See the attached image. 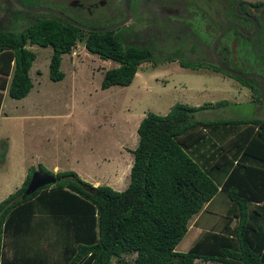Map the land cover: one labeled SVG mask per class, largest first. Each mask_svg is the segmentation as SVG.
Returning <instances> with one entry per match:
<instances>
[{"label": "trees", "instance_id": "trees-1", "mask_svg": "<svg viewBox=\"0 0 264 264\" xmlns=\"http://www.w3.org/2000/svg\"><path fill=\"white\" fill-rule=\"evenodd\" d=\"M6 11L27 24L21 30L0 25V107L3 89L21 98L33 85L29 70L35 52L27 44L52 46L49 76L58 80L64 76L62 54L84 41L88 51L118 63L105 70L102 87L129 84L141 63L156 64L160 57L157 43L137 41L132 27L87 30L52 11L19 6ZM223 72L244 83L253 80ZM221 101L175 102L165 114L148 111L137 126L129 182L121 190L93 185L73 170L54 174L39 164L56 179L24 194L30 167L21 185L0 200V264H264V118L195 117ZM6 141L0 140V162ZM216 168L225 173L220 183L211 176ZM219 191L228 202L221 223L201 229L187 250H178L190 218L206 210ZM61 245L63 254L52 255L50 250Z\"/></svg>", "mask_w": 264, "mask_h": 264}, {"label": "rangeland", "instance_id": "rangeland-1", "mask_svg": "<svg viewBox=\"0 0 264 264\" xmlns=\"http://www.w3.org/2000/svg\"><path fill=\"white\" fill-rule=\"evenodd\" d=\"M20 1L30 7L45 6L59 10L61 6L58 0ZM72 1L76 3V0ZM85 1L96 6L101 0ZM102 1L104 3L98 5L97 13L108 8L120 9L122 3L121 0ZM261 2L264 4V0ZM263 4L258 9L264 7ZM6 6L15 9L17 4L0 0V25L21 30L27 22L25 19L13 20ZM224 9L229 15L226 3ZM135 11H138L136 7ZM136 18L134 23L143 24ZM134 19L117 24L115 30L126 27ZM200 27L209 30L208 39L217 33V28L212 29L204 21ZM231 36L225 34L220 45H232V48L228 46L229 50L236 56L235 60L240 61L245 49L231 40ZM257 38L259 36H254L252 40ZM27 46L35 52L29 70L33 85L21 98L10 96L6 88L0 107V140L6 139L8 144L5 160L0 162V200L13 192V186L24 172L27 174L32 167V173L39 170V164L54 174L73 170L93 185L109 184L118 190L125 188L129 182L132 149L138 141L140 120L148 111L167 113L175 102L212 105L222 100L214 107L195 112V117L200 119L264 118V109H256L254 102L248 100V88L240 85L234 76L207 67L182 66L177 59H170L172 52H176L172 48V51L167 50L170 53L166 55H171L167 59L156 64L151 61L141 63L129 84L102 87L105 70L118 63L88 51L84 41L76 43V54H62L60 67L64 76L58 80L49 76L52 46ZM257 52V49L254 50L252 55ZM174 58L179 59L180 55ZM204 59L212 62L210 55ZM251 61L247 54L241 65L245 63L249 68H258L257 62ZM224 174L223 169L211 170V176L217 183L222 182ZM227 203L223 191H219L206 210H199L190 218L189 229L176 248L187 250L201 229L213 223L216 226L220 224ZM199 262L218 264L212 260Z\"/></svg>", "mask_w": 264, "mask_h": 264}, {"label": "flooded vegetation", "instance_id": "flooded-vegetation-1", "mask_svg": "<svg viewBox=\"0 0 264 264\" xmlns=\"http://www.w3.org/2000/svg\"><path fill=\"white\" fill-rule=\"evenodd\" d=\"M6 1L10 2L13 0ZM58 1L61 4L59 11H62L64 14L73 19L80 20L81 22H79L86 26L103 22H107L106 26H109L127 18L123 0H121L122 3L120 9L119 7L116 9L108 8L107 10L103 9L99 13H97V9L98 5H101L100 3H104L102 0L99 1L96 6L88 4L85 0H76V3L72 0ZM231 1L234 2L233 6H231ZM231 1L126 0L129 16L122 24L126 23L129 19H134L136 16V21L139 20L143 22V24L138 22H136V24L134 23V19L133 21L131 20L132 22L126 25V27H132L130 32L133 31L134 36L137 37V41H152L157 43L154 50L158 56H160L156 57L158 62L170 57L171 55L168 56L166 54L170 53L167 50L172 51L170 49L172 48L176 50V52H172L173 57L171 56L170 58L173 59V61L174 59H177L178 62L180 59H188L195 63L202 62L204 65L200 67H207L214 71L223 72L225 69L222 67L221 69H216L207 65L211 63L218 65V57L223 65L233 70L241 73L258 74L261 77L255 75H242L246 77H253V80L248 81L247 83H244L237 78L236 79L240 85L246 89L248 88V94H250L248 100L254 102L257 106L256 109H264V7L261 6L260 9H258V6L263 3L261 0ZM224 2L226 3L229 15L225 14L226 10L224 9ZM135 7L138 10L137 13L135 11ZM255 9H257V11ZM202 21H204L212 29L217 28V33L212 39H208V29H201L200 23ZM230 24L232 27L228 28V25ZM221 31V37H219L216 40L215 45H213L215 38ZM224 34H231L232 36L230 39L238 43L240 48L245 49V53L242 56L246 57L248 54V56L252 58L251 62H257L258 68H249L250 66L247 67L245 63V66L241 65L243 63V57H241L242 61H236V56L229 50L228 47L231 46L232 48V45H227L226 43L222 46L220 45ZM254 36H259V38L253 41L252 38ZM208 45L210 48H207ZM256 49L258 50L257 54L252 55ZM176 55H180V58H174ZM206 55H210L212 57V62L204 59ZM253 86L256 87V89H254Z\"/></svg>", "mask_w": 264, "mask_h": 264}, {"label": "water", "instance_id": "water-1", "mask_svg": "<svg viewBox=\"0 0 264 264\" xmlns=\"http://www.w3.org/2000/svg\"><path fill=\"white\" fill-rule=\"evenodd\" d=\"M20 8L22 9H26V10H30V11H43V10H46V11H52V12H55L57 13L58 15L66 18L67 20L71 21L73 24L79 26V27H82V28H85L87 30H106V29H110L114 26H116L117 24H122L123 22H125L129 16V10H128V6L126 4V0H123L124 1V6H125V9H126V13H127V18L119 21L118 23H115V24H112V25H109V26H105V27H90V26H86L82 23H79L77 21H75L74 19H72L71 17L67 16L66 14H64L62 11H59L58 9H55V8H49V7H44V6H38V7H30V6H26L24 5L23 3H21L20 0H13ZM221 34H222V31L219 33V35L215 38L214 42H213V45H215L216 43V40L221 37ZM217 64L222 67L223 69L229 71V72H232V73H236V74H241V75H255V76H258V77H261L259 76L258 74H249V73H241L239 71H236V70H233L225 65H223L220 61V59L217 57ZM55 176L52 175V174H49L45 171H40V170H37V171H34L29 179V182L27 184V186L25 187L24 189V194H28V193H31L33 192L35 189H37L39 186H42L46 183H51V182H54L55 181Z\"/></svg>", "mask_w": 264, "mask_h": 264}, {"label": "crops", "instance_id": "crops-1", "mask_svg": "<svg viewBox=\"0 0 264 264\" xmlns=\"http://www.w3.org/2000/svg\"><path fill=\"white\" fill-rule=\"evenodd\" d=\"M7 88V87H6ZM5 88V89H6ZM5 89H3V96H4V90ZM2 104V103H1ZM9 151V150H8ZM54 169H56V167H54ZM78 174V173H77ZM79 175V174H78ZM25 176H26V173L24 172L21 176H20V178H19V182L17 181L16 182V184L13 186L14 187V189H13V191L17 188V187H19L20 185H21V183H22V181H23V179L25 178ZM80 176V175H79ZM91 183V182H90ZM199 215H200V213H199ZM43 218H40V221L42 220ZM26 239V238H25ZM42 240H44L43 238H42ZM45 242L44 243H47V241L46 240H44ZM46 246V245H45ZM13 247H9L8 248V252H12L13 251ZM46 249H47V247H46ZM62 251H65V246L64 245H61V246H58L57 248H54V249H51L50 250V252H51V254L52 255H55V256H58V255H61V254H63V252Z\"/></svg>", "mask_w": 264, "mask_h": 264}, {"label": "built area", "instance_id": "built-area-1", "mask_svg": "<svg viewBox=\"0 0 264 264\" xmlns=\"http://www.w3.org/2000/svg\"><path fill=\"white\" fill-rule=\"evenodd\" d=\"M72 51H73V53H75V47L74 46H72Z\"/></svg>", "mask_w": 264, "mask_h": 264}, {"label": "clouds", "instance_id": "clouds-1", "mask_svg": "<svg viewBox=\"0 0 264 264\" xmlns=\"http://www.w3.org/2000/svg\"><path fill=\"white\" fill-rule=\"evenodd\" d=\"M74 47H75V45H74ZM71 50H72V47H71ZM71 54H76V51H75V53H73V51H72Z\"/></svg>", "mask_w": 264, "mask_h": 264}]
</instances>
